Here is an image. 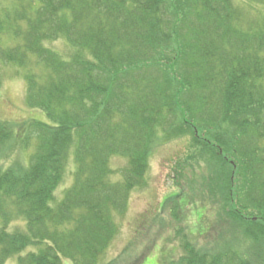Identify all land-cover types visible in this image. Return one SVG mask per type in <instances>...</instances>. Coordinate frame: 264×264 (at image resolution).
Returning a JSON list of instances; mask_svg holds the SVG:
<instances>
[{"label": "trees", "instance_id": "obj_1", "mask_svg": "<svg viewBox=\"0 0 264 264\" xmlns=\"http://www.w3.org/2000/svg\"><path fill=\"white\" fill-rule=\"evenodd\" d=\"M241 8L0 0V65L24 71L28 106L51 120L22 136L0 120V264H101L154 148L175 137H189L185 161L195 170L204 160L203 185L222 191L212 232H229L200 242L179 228L183 253L167 264H264V16L244 27ZM32 140L27 164L9 159ZM114 157L126 164L112 167ZM71 159L73 181L57 199ZM16 221L24 227L9 229Z\"/></svg>", "mask_w": 264, "mask_h": 264}, {"label": "rangeland", "instance_id": "obj_2", "mask_svg": "<svg viewBox=\"0 0 264 264\" xmlns=\"http://www.w3.org/2000/svg\"><path fill=\"white\" fill-rule=\"evenodd\" d=\"M235 2L242 7L244 27H249L248 22H255L264 15L262 4L255 2L252 4L244 0ZM51 46L58 52L69 53V47L64 41H57ZM0 72L2 74L0 120L14 125V132L20 136L34 121L51 123L44 111L28 106L24 71L4 63L0 65ZM33 145L35 140H32L28 150L11 149L9 159L27 164ZM189 147V137H175L167 141L161 140L154 148L146 182L131 193L125 214L117 216L120 232L104 255L101 264H107L111 260H115L116 264H167L169 259H177L183 253L181 243L183 237H179L177 233L179 228H182L189 238L200 242H203V236L214 235L217 238L221 232L219 227L226 233L229 232L222 225H218L217 230L212 232L219 213V210H215L220 204L217 194L221 195L222 191L215 186L210 189V186L203 185L204 177L208 174L201 175V166L207 164L204 160H196L192 163L194 170L191 164L185 161ZM205 156L207 158L204 159L209 162L210 157L206 153ZM198 163H201L200 166ZM125 164L124 158L112 159V167L116 169L122 168ZM208 168L210 169L209 166ZM74 169L75 164L71 159L64 181L55 192L57 199H60L64 189L71 185ZM112 176L114 180L121 179L120 173ZM178 193L181 207L179 215H175L170 197ZM182 203H185L184 208ZM15 226L24 227L20 221H16L8 228L14 229ZM6 264H17L16 258H10ZM63 264L74 263L64 258Z\"/></svg>", "mask_w": 264, "mask_h": 264}]
</instances>
